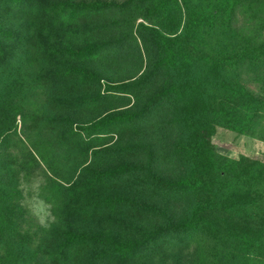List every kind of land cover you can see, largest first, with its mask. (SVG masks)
I'll return each mask as SVG.
<instances>
[{"label":"trees","instance_id":"trees-1","mask_svg":"<svg viewBox=\"0 0 264 264\" xmlns=\"http://www.w3.org/2000/svg\"><path fill=\"white\" fill-rule=\"evenodd\" d=\"M128 9L143 20L142 45L105 39L120 28L110 17ZM238 12L252 31L235 27ZM132 47L142 76L103 91L102 68L122 64ZM26 68L37 75L25 79ZM240 69L260 74V95ZM0 72V151L18 141L26 161L11 175L0 159V264H146L166 247L179 252L166 260L193 251V264H264V162L223 155L212 142L218 128L264 142V0H0ZM48 87L57 151L82 165L68 186L48 180L42 196L55 220L34 230L14 180L41 166L19 121L35 132L40 118L23 99ZM159 126L181 134L174 181L155 170L151 148L116 144ZM145 154L146 165L121 162ZM41 160L58 176L54 155ZM177 202L181 221L170 214Z\"/></svg>","mask_w":264,"mask_h":264},{"label":"rangeland","instance_id":"rangeland-1","mask_svg":"<svg viewBox=\"0 0 264 264\" xmlns=\"http://www.w3.org/2000/svg\"><path fill=\"white\" fill-rule=\"evenodd\" d=\"M56 1V0H52ZM76 2H91L94 0H74ZM107 2L123 3L127 0H103ZM136 13L133 10H127L125 13H116L110 18L115 19L120 23V28L115 32L105 36L108 41H127V42H138L142 45V38L138 33V28L140 23H143L142 19L137 18ZM251 20L243 16L240 12L236 15L235 27L239 30L248 32L254 29V24L250 23ZM16 25V24H15ZM15 27V26H13ZM117 42V43H118ZM137 43V44H138ZM20 47V46H19ZM135 54V47H132L126 51V53L121 56L122 64L120 61L112 66L102 68V74L105 76V80L102 83L103 91L105 89L104 85H120L125 84L130 81L138 79L142 76V71H139L137 61L131 60V57ZM38 70L36 68L24 69L23 77L28 79L31 76H36ZM240 80L244 83L247 89L255 94H261V84L259 82L260 74L253 69H240L237 71ZM4 78V75L0 72V77ZM109 81V82H108ZM90 95H94L93 92ZM54 91L52 88L48 87L45 91L42 89H36L30 92L23 99V105L26 111L30 115H37L40 121L37 123V128L35 132H27L23 127L21 121H19V136L27 148L30 149L32 153L40 160V169H34V172H20L14 183L17 188L22 191L23 199L22 204L24 208L28 211L30 219L32 221L31 225L34 230L36 228L49 229L55 220V213L53 211V205L49 204L42 195H44V190L47 187L49 179L56 180L57 182L68 186L78 178L80 174V169L77 168L82 165L80 160L76 157L69 158L66 155L65 150L57 151L59 144V133L52 132L48 128L45 118L48 115H57V111L52 106V101L54 100ZM54 111V112H53ZM57 117V116H55ZM81 120L87 122L89 117H80ZM180 131L173 127H162L153 129H146L142 132L136 133L135 135H126L121 141L116 144L119 147H129L132 145H142L153 151V166L159 175L167 178L168 180H176L181 174L179 167L176 165L173 159V148L180 139ZM213 144L216 146L219 153L232 157L239 158L240 156L250 157L256 160L264 162V142L248 138L245 136H239L233 132L226 131L224 129L218 128L216 135L212 138ZM34 145V146H33ZM44 145H47L44 149ZM21 144L15 141L11 146L7 147L6 150L0 151L1 165L5 166L8 162L12 165L9 168L11 175L14 174L16 165L19 166L23 163V156L21 155ZM66 154V155H64ZM49 158V155H54L58 159V176L53 174L49 169L48 165L45 164L41 159L44 156ZM120 157L117 160H120ZM134 159L135 163L139 165H146L148 163L149 156L145 154L139 157H124L122 159L123 164H129V160ZM26 162V161H24ZM112 163L106 161L104 163L105 167L111 166ZM53 167V166H52ZM78 170V171H77ZM12 180V178H11ZM125 189H122V193H125ZM133 189H129L128 193L133 192ZM127 194V192H126ZM61 202L66 201V195L63 192L60 196ZM148 201L152 203H159L160 201L148 198ZM185 206L180 203H174L170 206V214L174 217L176 221H181L185 215ZM142 224L143 226L148 225L146 219ZM35 225V226H34ZM151 230V229H150ZM165 248V253L167 256L175 255L179 253L178 251H170ZM165 253L160 257L144 262L146 264H193L194 263V252H182L179 257L175 260H166L161 258L166 256ZM161 258V259H160Z\"/></svg>","mask_w":264,"mask_h":264}]
</instances>
